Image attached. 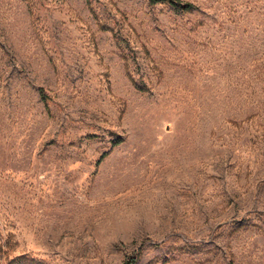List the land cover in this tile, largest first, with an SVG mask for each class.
<instances>
[{
	"label": "rangeland",
	"instance_id": "rangeland-1",
	"mask_svg": "<svg viewBox=\"0 0 264 264\" xmlns=\"http://www.w3.org/2000/svg\"><path fill=\"white\" fill-rule=\"evenodd\" d=\"M182 1L0 0V264H264V0Z\"/></svg>",
	"mask_w": 264,
	"mask_h": 264
},
{
	"label": "trees",
	"instance_id": "trees-1",
	"mask_svg": "<svg viewBox=\"0 0 264 264\" xmlns=\"http://www.w3.org/2000/svg\"><path fill=\"white\" fill-rule=\"evenodd\" d=\"M150 3H158V2H164L167 3L173 7H176L181 10H191L194 8V5L190 2H184L182 0H149ZM40 94L43 99L46 98L45 94L43 93V89H40ZM121 142V139H118L115 141V144ZM106 153H103L101 158L105 156ZM137 261V254H131L123 259L121 264H134Z\"/></svg>",
	"mask_w": 264,
	"mask_h": 264
}]
</instances>
